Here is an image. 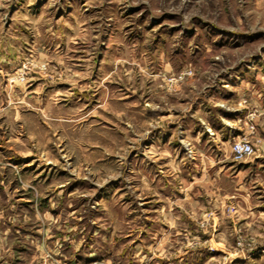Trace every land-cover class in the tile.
Here are the masks:
<instances>
[{"label":"rangeland","instance_id":"374dc122","mask_svg":"<svg viewBox=\"0 0 264 264\" xmlns=\"http://www.w3.org/2000/svg\"><path fill=\"white\" fill-rule=\"evenodd\" d=\"M0 74L14 264L74 234L124 264L131 233L143 264H264V0H0Z\"/></svg>","mask_w":264,"mask_h":264},{"label":"crops","instance_id":"0c3cea01","mask_svg":"<svg viewBox=\"0 0 264 264\" xmlns=\"http://www.w3.org/2000/svg\"><path fill=\"white\" fill-rule=\"evenodd\" d=\"M3 77L4 76L0 74V79H2ZM228 142H229L228 140L223 139V143H228ZM202 157H203L202 160L207 159L206 155H202ZM230 157L231 155L226 156L227 159H230ZM0 189H1L0 192H3L5 196H8L9 194L11 197L12 192L11 191H10L11 193L7 192L5 186H0ZM7 223L10 226H12L13 222L11 218L7 220L5 216H3V212L0 207V226L5 225V224L7 225ZM46 231H49V230L46 229ZM46 231H44V228L41 230L39 229L36 230V232L38 233L36 237H34V232H31V233L27 232V234L25 235L26 241L28 240V243L32 245V250L26 251V256L32 258L31 262L34 261L35 257L44 259V249L43 247H41L42 244L40 245L39 242L40 241L44 242V240H47L48 242L50 241L51 238H53V236H50ZM185 231L188 232L187 229ZM7 236H9L7 229H5L3 233H1V227H0V258H1L0 264H14L15 258L17 254H19V252H17V248L9 249L10 247L8 248V245L6 244L5 245L7 249L3 250L2 238L6 240L9 238ZM60 236L61 234H58V239H57L58 243H59V239H61ZM137 237H142L141 239L143 240V238H145V234L131 233L127 235V243L129 242L128 244H129L130 249H126V255H125L126 260L124 264H143L144 263V260L141 259V256H145V255H142L144 251L146 252L145 254H148V251L146 249L145 250L142 249L143 244L140 243V240H137L138 242L136 243V239H138ZM71 238H69L70 241H68V238L64 236L61 239L62 243L60 242L61 248H59V250L56 249V251L52 250L51 252V249L48 248L47 252H51L54 256L58 257L59 259L58 264L61 263V260L65 262L64 264H82V263L91 264L94 261L96 262V259L98 258L99 254L95 252V250H92L91 248L92 246L91 242L93 241L92 237L90 240L87 241L88 243H85V244L82 243L81 238H78V241H76V234L72 235ZM130 242L134 244H130ZM2 250L8 254L7 257H5L7 258V260L6 259L2 260V255H1ZM181 253L183 254H175L174 256L169 254V255H165V257L173 256L169 264H208V260L210 257V252L206 249L197 250L196 252L191 249H186L184 250V252H181ZM159 259H161V257H159ZM158 262L159 264H163V262L161 261H158ZM39 264H42V263H39ZM43 264H45V262Z\"/></svg>","mask_w":264,"mask_h":264},{"label":"built area","instance_id":"2783aa9c","mask_svg":"<svg viewBox=\"0 0 264 264\" xmlns=\"http://www.w3.org/2000/svg\"><path fill=\"white\" fill-rule=\"evenodd\" d=\"M255 148L249 140L236 141L232 145V156L235 162L243 163L253 156Z\"/></svg>","mask_w":264,"mask_h":264}]
</instances>
